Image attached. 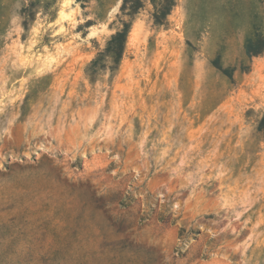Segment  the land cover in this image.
Returning a JSON list of instances; mask_svg holds the SVG:
<instances>
[{
	"label": "rangeland",
	"instance_id": "374dc122",
	"mask_svg": "<svg viewBox=\"0 0 264 264\" xmlns=\"http://www.w3.org/2000/svg\"><path fill=\"white\" fill-rule=\"evenodd\" d=\"M124 3L0 0V264H264V0Z\"/></svg>",
	"mask_w": 264,
	"mask_h": 264
},
{
	"label": "trees",
	"instance_id": "16d2710c",
	"mask_svg": "<svg viewBox=\"0 0 264 264\" xmlns=\"http://www.w3.org/2000/svg\"><path fill=\"white\" fill-rule=\"evenodd\" d=\"M128 0H124V4H126ZM123 4V5H124ZM170 13V8H164L161 9L157 12L156 14V18H160V17H166L168 14ZM127 29L125 27L124 30L117 32L115 35H113L111 37V39L108 41V45H107V50H111V47L114 43L119 42L120 45H123V43L125 42L126 39V35H127ZM264 50V36H259V42L258 43H253V40L251 38H249L247 40V44H246V51L248 55H254V54H258L261 53ZM117 56H119L120 51H115ZM225 72H227V74H229L230 76V71H227V69L224 70ZM262 123L264 124V117L262 119Z\"/></svg>",
	"mask_w": 264,
	"mask_h": 264
}]
</instances>
